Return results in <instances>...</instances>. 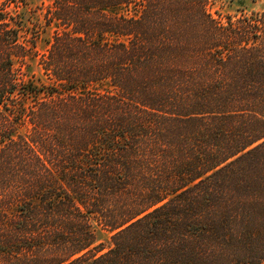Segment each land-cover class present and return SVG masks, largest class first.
I'll use <instances>...</instances> for the list:
<instances>
[{"label": "trees", "instance_id": "obj_1", "mask_svg": "<svg viewBox=\"0 0 264 264\" xmlns=\"http://www.w3.org/2000/svg\"><path fill=\"white\" fill-rule=\"evenodd\" d=\"M216 2L47 6L45 82L0 71V264H264V8Z\"/></svg>", "mask_w": 264, "mask_h": 264}, {"label": "rangeland", "instance_id": "obj_2", "mask_svg": "<svg viewBox=\"0 0 264 264\" xmlns=\"http://www.w3.org/2000/svg\"><path fill=\"white\" fill-rule=\"evenodd\" d=\"M53 0H0V15L3 19L0 20V35L5 36L6 31H11L16 27L17 23H23L24 29L21 30V42L28 47H31L32 34L31 29L38 27V37H35V48L32 53L25 55L23 63H17L14 57L12 65L8 62H0V71H4L8 66L13 73H20L23 80L30 77L36 81L45 82L42 76L41 67L38 65L40 56L46 52L53 36V25L47 27L45 25L44 15L47 6H50ZM264 8V0H217L212 7L211 12L222 15H238L240 13L257 12ZM24 39V40H23ZM7 52V51H6ZM3 69V70H2ZM23 131V128L21 129ZM95 232V242L93 244L92 253L99 256L106 253L112 245L113 232L107 231L92 221Z\"/></svg>", "mask_w": 264, "mask_h": 264}]
</instances>
